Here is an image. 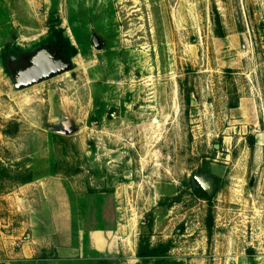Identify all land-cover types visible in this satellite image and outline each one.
I'll return each mask as SVG.
<instances>
[{"label":"rangeland","instance_id":"obj_1","mask_svg":"<svg viewBox=\"0 0 264 264\" xmlns=\"http://www.w3.org/2000/svg\"><path fill=\"white\" fill-rule=\"evenodd\" d=\"M0 264H264V0H0Z\"/></svg>","mask_w":264,"mask_h":264},{"label":"water","instance_id":"obj_2","mask_svg":"<svg viewBox=\"0 0 264 264\" xmlns=\"http://www.w3.org/2000/svg\"><path fill=\"white\" fill-rule=\"evenodd\" d=\"M93 43L95 48H101L97 37L93 38ZM70 67L71 64L57 59L56 56H53L47 50H41L33 56L31 64L27 68L18 71L16 74L15 87L17 90L29 88L37 83L69 72L71 70ZM195 180L207 194H210L209 187L205 184L203 179L195 176Z\"/></svg>","mask_w":264,"mask_h":264},{"label":"trees","instance_id":"obj_3","mask_svg":"<svg viewBox=\"0 0 264 264\" xmlns=\"http://www.w3.org/2000/svg\"><path fill=\"white\" fill-rule=\"evenodd\" d=\"M55 40H51V51L50 53L53 56H56L57 59L63 60L65 63L71 64V57L75 55V49L70 45L69 41L64 39L61 32L54 33ZM33 56L29 55L28 52H23L19 48L14 49H5L2 56V64L5 72L11 77H15L17 72L26 68L27 64ZM32 177L28 175L22 180V183L31 182ZM194 186H192L195 193L202 195L208 202L211 200L210 194H207L193 179ZM195 187V188H194ZM209 230L211 225L208 226Z\"/></svg>","mask_w":264,"mask_h":264},{"label":"crops","instance_id":"obj_4","mask_svg":"<svg viewBox=\"0 0 264 264\" xmlns=\"http://www.w3.org/2000/svg\"><path fill=\"white\" fill-rule=\"evenodd\" d=\"M44 182V181H43ZM38 184H39V182H38ZM40 188H38V190H39ZM41 213H44V212H41ZM74 251V249H72V250H69L68 252H66V253H64V254H67V256H69V255H72V254H69V253H72ZM64 254H61V255H64ZM72 257V256H71Z\"/></svg>","mask_w":264,"mask_h":264},{"label":"flooded vegetation","instance_id":"obj_5","mask_svg":"<svg viewBox=\"0 0 264 264\" xmlns=\"http://www.w3.org/2000/svg\"><path fill=\"white\" fill-rule=\"evenodd\" d=\"M94 37H96V36H93V38H94ZM93 38H92V43H93ZM99 42H100V41H99ZM93 44H94V43H93ZM94 46H95V45H94ZM37 53H38V52H37ZM37 53H36V54H37ZM36 54H35V55H36ZM35 55H34V56H35Z\"/></svg>","mask_w":264,"mask_h":264}]
</instances>
